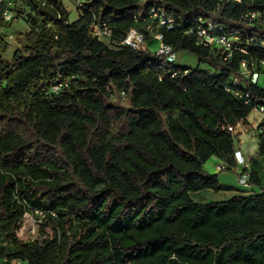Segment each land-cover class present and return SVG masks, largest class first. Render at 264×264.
I'll use <instances>...</instances> for the list:
<instances>
[{"label": "trees", "instance_id": "trees-1", "mask_svg": "<svg viewBox=\"0 0 264 264\" xmlns=\"http://www.w3.org/2000/svg\"><path fill=\"white\" fill-rule=\"evenodd\" d=\"M150 3L175 19L153 33L207 70L175 62L180 73L171 78L152 52L107 46L88 24L71 23L60 0H20L30 31L10 60L0 34V264H264V194L194 199L218 190L217 176L204 171L212 157L224 171L234 167L226 127L264 107L258 84L239 86L241 97L225 91L242 60H264V0H222L218 10L212 0L84 6L110 19L115 41L136 28L152 44L148 22L130 16ZM247 11L260 15L252 26L240 19ZM198 18L240 31L247 55L236 50L227 60L197 45L180 23ZM249 182L257 184L251 174ZM35 211L37 237L22 241L19 225Z\"/></svg>", "mask_w": 264, "mask_h": 264}, {"label": "built area", "instance_id": "built-area-1", "mask_svg": "<svg viewBox=\"0 0 264 264\" xmlns=\"http://www.w3.org/2000/svg\"><path fill=\"white\" fill-rule=\"evenodd\" d=\"M18 0H0V22L4 24H10L14 20L18 18H22L21 8L18 6ZM41 2L42 0H36ZM75 3V10L77 13L78 19L81 24H88L91 36L99 42L106 44L107 46H121L127 47L131 51H139V52H146L150 51V44L148 41L145 40V35L141 31L136 28H130L124 37L119 40L115 41L113 39V29L109 25L110 19L104 18L99 19L92 11H87L86 7L84 6L85 0H72ZM149 2V0H145ZM215 1L217 4V9L219 6V2L222 0H212ZM227 2L232 3H241L242 0H224ZM132 19L135 22L143 21L148 22L147 27L145 30L151 33V42H158L159 47L156 52L153 54L157 57L162 58L161 67L162 68H171L170 77H175L178 73L172 66L176 62V54L175 52L169 47L162 43V37L158 33H153V30L158 28H166L167 30H171L175 25V19L171 16L166 14L160 7H158L154 3H150L146 10L144 11V15L140 12H132L131 15ZM215 16V13L212 15ZM260 15L256 11H247L246 13L242 14L240 19L245 24L252 26L255 22H258ZM183 27H186L183 31L184 35H194L196 38L197 45L203 48L209 49H220L223 54L225 55V59H230L231 54L233 51H239L242 54L247 55L246 49H241L237 46V42L240 39V31L234 30L229 31L226 30L222 25L218 24L217 22L213 21L211 18H198L193 23L191 22H181L180 23ZM1 30V27H0ZM12 40L11 36L6 38V41ZM264 44V42H262ZM184 74L187 71L183 72ZM264 74V60L252 59L250 61L242 60L239 65V71L237 75L230 78L227 85L225 86V91L233 93L237 97H241V93L238 90L239 86L244 85L245 83L257 84L260 75ZM62 84H56L52 86V92L58 93ZM245 96H248L245 93ZM124 98V95L122 94ZM253 111L264 112V107H257L254 108ZM237 123L234 126H227L226 130L231 134L234 133ZM233 158L235 163L238 165H243L245 170L242 174H240L238 178L239 185L243 186L244 188L249 187V174L246 173L247 165L243 162L241 153L239 151H234ZM217 171L225 170L224 166H217ZM34 216L35 220L33 222V228H31V234H35L34 238L28 239L25 242L32 241L36 239L37 234V223L41 218L42 213L39 211H35L32 214H26L22 223L19 225L17 230V235L19 236V232L23 227L24 220L26 216ZM23 241V240H22Z\"/></svg>", "mask_w": 264, "mask_h": 264}, {"label": "crops", "instance_id": "crops-1", "mask_svg": "<svg viewBox=\"0 0 264 264\" xmlns=\"http://www.w3.org/2000/svg\"><path fill=\"white\" fill-rule=\"evenodd\" d=\"M260 79V78H259ZM259 79L257 84L259 85ZM245 120L241 121L239 125L236 126L233 133L234 137V151H239L241 153L243 162L247 165V174L254 176L257 184L249 182V187L244 188L238 184V178L245 170L243 165L234 164L232 173L234 184L229 183L228 178L224 174H216L222 171H217V166L225 165L224 161L217 158L215 167L213 171H207L210 175H216L218 180V190L217 191H203L197 195L201 197L203 193H222L220 201H226L234 195H247V194H264V156H257V140L256 133L258 127L262 125L260 130L264 132V112L253 111ZM224 171V170H223ZM231 171V170H230ZM213 172V173H209Z\"/></svg>", "mask_w": 264, "mask_h": 264}, {"label": "rangeland", "instance_id": "rangeland-1", "mask_svg": "<svg viewBox=\"0 0 264 264\" xmlns=\"http://www.w3.org/2000/svg\"><path fill=\"white\" fill-rule=\"evenodd\" d=\"M63 7L66 9V11L69 14V21L75 22L78 19V15L75 10V3L72 0H60ZM18 6H20V0L17 1ZM23 7V6H22ZM21 7V8H22ZM30 12L28 10L22 11V18H18L11 22L8 27L1 28L0 34L4 37L11 36L12 40L7 41V49L3 53V58L5 60H10L14 51H16L18 48H20L24 44L23 36L30 31V27L28 23L26 22V18ZM159 43L158 42H152L150 44V52L154 53L158 50ZM176 66L179 68H187V69H196L199 67V70H207L208 67L205 64H198L197 59L188 53L185 52H176ZM259 86L264 89V74L260 75L259 79ZM121 101L123 104H126L125 98L121 96ZM251 113H254L253 111ZM216 157H212L204 166V171H213V167H215L217 162ZM213 173V172H209ZM218 175L224 174L228 178V182L234 184V177L232 170L231 171H222L220 173H216ZM239 184V183H238ZM222 193H203L201 197H194L195 201L201 202V203H208V202H214V201H220ZM35 220L34 216H26L24 220V224L22 229L19 232V238L23 241H26L28 239L34 238L36 235L31 234V228H33V222Z\"/></svg>", "mask_w": 264, "mask_h": 264}]
</instances>
